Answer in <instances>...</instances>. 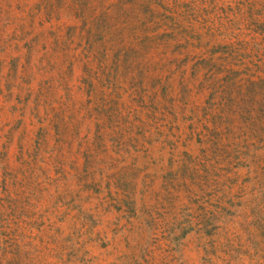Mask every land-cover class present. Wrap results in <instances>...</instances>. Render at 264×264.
Returning a JSON list of instances; mask_svg holds the SVG:
<instances>
[{"label":"rangeland","instance_id":"rangeland-1","mask_svg":"<svg viewBox=\"0 0 264 264\" xmlns=\"http://www.w3.org/2000/svg\"><path fill=\"white\" fill-rule=\"evenodd\" d=\"M0 264H264V0H0Z\"/></svg>","mask_w":264,"mask_h":264}]
</instances>
